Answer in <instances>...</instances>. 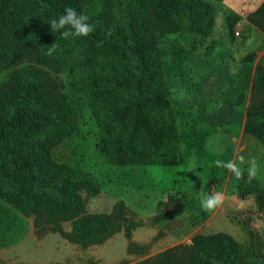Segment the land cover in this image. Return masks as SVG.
I'll list each match as a JSON object with an SVG mask.
<instances>
[{
    "label": "trees",
    "instance_id": "obj_1",
    "mask_svg": "<svg viewBox=\"0 0 264 264\" xmlns=\"http://www.w3.org/2000/svg\"><path fill=\"white\" fill-rule=\"evenodd\" d=\"M66 7L88 15L94 31L68 39L53 33L48 23ZM180 9V0H0V64L33 61L0 86V246L17 243L27 232L26 219L44 206L62 213L81 209L82 191L95 196L101 190L89 173L53 156L54 147L80 128L52 73H66L83 93L100 128L96 147L112 163H176L178 132L163 60L184 57L171 37L186 30ZM183 9L190 32L207 36L211 5L187 0ZM260 13L264 3L252 16ZM252 94L245 131L264 145L261 64ZM107 217L84 216L80 232L92 234ZM239 254L229 233L197 234L191 244L159 252L152 264H237Z\"/></svg>",
    "mask_w": 264,
    "mask_h": 264
},
{
    "label": "rangeland",
    "instance_id": "obj_2",
    "mask_svg": "<svg viewBox=\"0 0 264 264\" xmlns=\"http://www.w3.org/2000/svg\"><path fill=\"white\" fill-rule=\"evenodd\" d=\"M186 1L180 0L186 30L171 35L184 57L163 60L178 132L176 163H112L96 147L100 128L85 96L75 92L66 73H52L80 128L54 147L53 156L89 173L101 190L95 196L82 191L81 209L62 213L44 206L30 215L26 234L0 246V264H152L159 252L191 244L197 234L218 232L238 242L237 264H264V145L245 131L247 108L255 100V69L264 66V13L252 15L264 0H203L214 10L207 36L190 32ZM27 62H33L31 56L0 64V86ZM240 156L246 163L239 180L214 164L239 163ZM252 159L259 171L250 181L246 169ZM202 191L222 193L224 202L205 211ZM98 214L108 217L83 235L79 223Z\"/></svg>",
    "mask_w": 264,
    "mask_h": 264
},
{
    "label": "clouds",
    "instance_id": "obj_3",
    "mask_svg": "<svg viewBox=\"0 0 264 264\" xmlns=\"http://www.w3.org/2000/svg\"><path fill=\"white\" fill-rule=\"evenodd\" d=\"M89 20L90 17L85 13L78 12L73 7H66L64 13L58 19H52L48 24H50L53 33L60 31L61 36L68 39L69 37H83L91 34L94 31L95 25L89 23ZM51 51L52 49L49 50V55ZM238 159L239 163L216 160L214 164L218 168L222 167L227 169L239 180L244 176L245 168L243 165L246 161L243 156H240ZM248 164L249 166L246 171L248 179L251 181L258 178L259 166L255 159H252ZM201 196V206L205 211H213L224 202L223 194L219 192L209 193L208 191H202Z\"/></svg>",
    "mask_w": 264,
    "mask_h": 264
},
{
    "label": "crops",
    "instance_id": "obj_4",
    "mask_svg": "<svg viewBox=\"0 0 264 264\" xmlns=\"http://www.w3.org/2000/svg\"><path fill=\"white\" fill-rule=\"evenodd\" d=\"M235 47L233 46V49H234ZM126 205H127V207L129 208V209H132V210H134L135 211V208L132 206V202L129 200V199H126ZM140 208H139V205H138V210H139Z\"/></svg>",
    "mask_w": 264,
    "mask_h": 264
},
{
    "label": "built area",
    "instance_id": "obj_5",
    "mask_svg": "<svg viewBox=\"0 0 264 264\" xmlns=\"http://www.w3.org/2000/svg\"><path fill=\"white\" fill-rule=\"evenodd\" d=\"M236 33L239 34V30H237Z\"/></svg>",
    "mask_w": 264,
    "mask_h": 264
}]
</instances>
